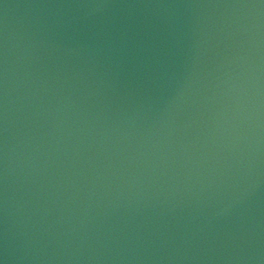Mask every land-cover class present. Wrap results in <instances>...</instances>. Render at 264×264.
Instances as JSON below:
<instances>
[{"label":"water","instance_id":"water-1","mask_svg":"<svg viewBox=\"0 0 264 264\" xmlns=\"http://www.w3.org/2000/svg\"><path fill=\"white\" fill-rule=\"evenodd\" d=\"M0 264H264V0H0Z\"/></svg>","mask_w":264,"mask_h":264}]
</instances>
